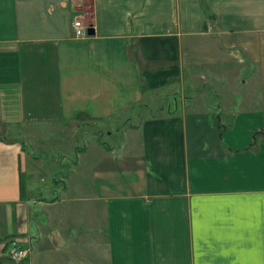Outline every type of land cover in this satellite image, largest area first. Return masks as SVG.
Listing matches in <instances>:
<instances>
[{"label": "crops", "instance_id": "obj_1", "mask_svg": "<svg viewBox=\"0 0 264 264\" xmlns=\"http://www.w3.org/2000/svg\"><path fill=\"white\" fill-rule=\"evenodd\" d=\"M79 13L97 33L75 37ZM123 114L121 146L93 145L122 161L95 167L91 206L63 211L57 264H264V0H0V264L13 237L39 262L31 210L54 219L73 190L69 175L31 195L28 128L76 136Z\"/></svg>", "mask_w": 264, "mask_h": 264}, {"label": "rangeland", "instance_id": "obj_2", "mask_svg": "<svg viewBox=\"0 0 264 264\" xmlns=\"http://www.w3.org/2000/svg\"><path fill=\"white\" fill-rule=\"evenodd\" d=\"M90 26H94L93 22H91ZM244 78L248 77V72H243ZM242 81V80H241ZM240 81V84H238V89L240 91V88H244L242 85V82ZM245 89V88H244ZM257 88L253 87V91H256ZM243 91V90H241ZM211 90H209V93L205 95L206 98H211L210 95ZM211 96V97H210ZM215 97V96H214ZM176 98H180L179 96H176ZM135 112V110H133ZM131 112V113H133ZM148 112V111H146ZM145 112V113H146ZM126 118H124V117ZM137 120V118H135ZM127 120H130L129 117L125 116L124 114L120 116V120L116 121H107L102 122V120L99 119H93L88 120V124L82 125L83 131L80 133L76 131V136L73 133L72 128H66L65 133L60 134L58 131L59 127L57 128L56 132H48L47 128L45 127L43 130H41V135L39 136V141L35 140L34 142L32 140V135L30 131V127L28 128L27 137L25 138V141L22 143L25 146V158L28 161V167L25 169V181L28 185V187H31V184H34L35 187H38L36 191H33L31 195L35 198H48L51 199L52 197H55L57 195L58 191H63L64 185L61 179L63 177L72 176V188L73 190L69 193V199L58 203L54 207H50L51 212H53L54 219H50V216L47 212H44L40 210L38 207H33L31 210V214L33 216H30V218H36L38 222H41L42 226H44V230H46L45 234L47 235V239L45 243H42L43 241H38L37 245L35 246V253L36 258L39 262L37 264H57V259H59L58 251L56 250V239L53 236V232L56 231V229L60 228V219L62 213H64V210L70 209L72 206L79 207L81 209H84V207H89L93 203L92 201H89V197L93 196V193L95 191V185H94V169L96 166H104L108 163L110 164L112 161L116 162L120 165L119 162L122 161L120 158L118 159L119 162L115 159V156H112L110 154V158H102V155L100 154V150L98 148H94L93 145H103V146H112L117 145L121 146V143L124 140V133L122 131H118L120 125H122L123 122H126ZM124 124V123H123ZM54 128V129H55ZM61 128V127H60ZM59 128V129H60ZM53 129V130H54ZM78 129V128H77ZM76 129V130H77ZM109 129V130H108ZM82 130V129H81ZM113 133V135L111 134ZM211 134V133H210ZM79 138L80 142H83V138L87 139L88 142L90 141L91 149H89V152L85 155L84 164L78 166L76 169L74 165H78V152L79 150H76V147L81 146L82 143H80L77 139ZM77 140V141H76ZM83 152V151H81ZM80 152V153H81ZM135 154L140 155V150L134 151ZM128 155V154H127ZM132 154H129V156ZM134 155V154H133ZM125 157V156H124ZM135 155L131 158L125 157V161H132L133 159H136ZM75 171H72L74 170ZM94 173V174H92ZM56 181V182H54ZM32 182V183H31ZM53 183L55 185L53 186ZM70 183V185H71ZM57 190V192H51V188H54ZM79 190L80 193L77 191ZM76 195V196H75ZM88 199H87V198ZM31 205H34L32 202ZM42 206V205H41ZM23 209L24 206H21ZM54 208V209H53ZM57 210V211H56ZM26 221L23 223V227L29 228L28 224V214L21 211ZM58 212H61L59 214ZM49 216V217H48ZM15 216H11V219L9 220V224L14 227V220ZM30 219V220H31ZM82 222L84 220H81ZM88 222H91L90 219ZM30 222V221H29ZM93 222V220H92ZM0 227L4 228L5 233L3 236H5L8 233V221L2 222L0 224ZM31 231L28 230V235L37 237V235L40 233V230L35 226V223L33 222V225L31 226ZM32 233V235L30 234ZM17 238L13 237L10 238V242L13 243ZM23 247L27 246L25 242L21 241ZM30 247V246H29ZM48 252L51 253L52 260L49 258ZM48 255V258H47ZM47 258V259H46ZM46 259V260H45ZM45 260V261H43ZM12 260L6 259V261L3 262V264H21L23 261H20V263L11 262Z\"/></svg>", "mask_w": 264, "mask_h": 264}, {"label": "built area", "instance_id": "obj_3", "mask_svg": "<svg viewBox=\"0 0 264 264\" xmlns=\"http://www.w3.org/2000/svg\"><path fill=\"white\" fill-rule=\"evenodd\" d=\"M87 17L85 14H77L74 19L72 26L75 30V37H86L89 34V29L91 22H86ZM9 254L13 258V261L20 263V261H25L31 256V247H23L21 240L14 241L10 247Z\"/></svg>", "mask_w": 264, "mask_h": 264}, {"label": "water", "instance_id": "obj_4", "mask_svg": "<svg viewBox=\"0 0 264 264\" xmlns=\"http://www.w3.org/2000/svg\"><path fill=\"white\" fill-rule=\"evenodd\" d=\"M94 33H97L96 29L94 26H90V29H89V35L90 34H94ZM54 238H56V235L53 234Z\"/></svg>", "mask_w": 264, "mask_h": 264}, {"label": "trees", "instance_id": "obj_5", "mask_svg": "<svg viewBox=\"0 0 264 264\" xmlns=\"http://www.w3.org/2000/svg\"><path fill=\"white\" fill-rule=\"evenodd\" d=\"M22 181H23V180H22ZM23 187H24V182H22V188H23ZM23 193H24V188H23ZM23 193H22V194H23Z\"/></svg>", "mask_w": 264, "mask_h": 264}]
</instances>
